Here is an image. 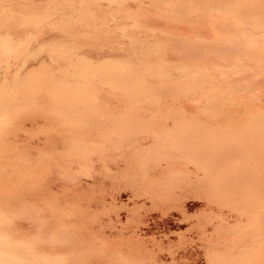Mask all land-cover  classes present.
Listing matches in <instances>:
<instances>
[{"label":"bare ground","instance_id":"6f19581e","mask_svg":"<svg viewBox=\"0 0 264 264\" xmlns=\"http://www.w3.org/2000/svg\"><path fill=\"white\" fill-rule=\"evenodd\" d=\"M0 264H264V0H0Z\"/></svg>","mask_w":264,"mask_h":264}]
</instances>
